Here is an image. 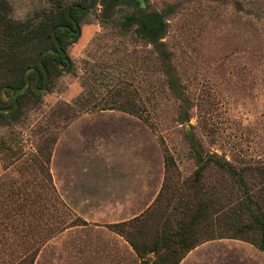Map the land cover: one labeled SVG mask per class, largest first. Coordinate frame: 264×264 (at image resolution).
<instances>
[{"label":"rangeland","instance_id":"obj_1","mask_svg":"<svg viewBox=\"0 0 264 264\" xmlns=\"http://www.w3.org/2000/svg\"><path fill=\"white\" fill-rule=\"evenodd\" d=\"M0 1L13 24L43 26L71 4L85 10L66 46L68 63L51 69L40 98H21L15 118L0 113V221L22 202L13 190L29 192L39 210L23 217L32 224L28 245L0 226V264L14 263L29 243L33 264H140L109 224L153 203L166 153L182 178L200 168L214 176L203 168L208 154L264 161V0ZM140 10L165 16L164 63L135 25H125ZM13 77L0 68V107ZM190 251L179 264H264L261 249L236 238Z\"/></svg>","mask_w":264,"mask_h":264},{"label":"trees","instance_id":"obj_2","mask_svg":"<svg viewBox=\"0 0 264 264\" xmlns=\"http://www.w3.org/2000/svg\"><path fill=\"white\" fill-rule=\"evenodd\" d=\"M120 1L133 3V0ZM4 5L5 2L0 1L1 8ZM84 11L79 4L68 5L43 26L13 24L0 13V54L8 51L9 56L0 63V68L11 71L14 76L5 84L11 94L6 105L0 107V113L7 111L15 118L21 98H40L46 90L51 69L57 68L58 63H68L66 46L79 36L77 19ZM166 23L164 14L156 10H140L125 17V25L136 26V35L154 46L162 63L167 60L161 41ZM44 43L47 46H41ZM23 47L25 51L17 52V48ZM27 52L23 59L21 55ZM43 161L48 162V154ZM202 161L203 168L214 169V176L200 168L182 178L174 174L175 159L166 153L164 183L153 203L129 220L109 224L130 244L140 264H179L200 243L225 237L248 241L264 252V161L234 162L215 153L208 154ZM43 173L45 180L52 184L49 170L45 168ZM51 188L56 191L54 186ZM10 194L12 198L20 196L22 202L8 206L7 220L0 221V226L9 228L11 235L15 232L17 240L28 245L26 236L32 224L23 217H33L39 210L32 208L29 192L17 189ZM17 214L21 217H16ZM85 223L82 220V224ZM29 226L28 230L24 229ZM29 246L11 264H33L36 250L28 253L33 245L29 243Z\"/></svg>","mask_w":264,"mask_h":264},{"label":"water","instance_id":"obj_3","mask_svg":"<svg viewBox=\"0 0 264 264\" xmlns=\"http://www.w3.org/2000/svg\"><path fill=\"white\" fill-rule=\"evenodd\" d=\"M139 2L140 7H144V0H137Z\"/></svg>","mask_w":264,"mask_h":264},{"label":"crops","instance_id":"obj_4","mask_svg":"<svg viewBox=\"0 0 264 264\" xmlns=\"http://www.w3.org/2000/svg\"><path fill=\"white\" fill-rule=\"evenodd\" d=\"M192 250H193V249H192ZM192 250H191V251H192ZM191 251H190V252H191Z\"/></svg>","mask_w":264,"mask_h":264}]
</instances>
